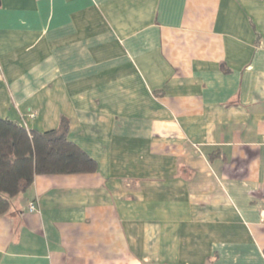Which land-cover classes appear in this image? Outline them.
I'll list each match as a JSON object with an SVG mask.
<instances>
[{"label":"crops","instance_id":"obj_1","mask_svg":"<svg viewBox=\"0 0 264 264\" xmlns=\"http://www.w3.org/2000/svg\"><path fill=\"white\" fill-rule=\"evenodd\" d=\"M0 117L96 162L11 199L0 264H264V0H0Z\"/></svg>","mask_w":264,"mask_h":264},{"label":"trees","instance_id":"obj_2","mask_svg":"<svg viewBox=\"0 0 264 264\" xmlns=\"http://www.w3.org/2000/svg\"><path fill=\"white\" fill-rule=\"evenodd\" d=\"M63 119L56 129L40 132L0 117V216L11 199L28 190L37 174L93 172L95 160L67 135Z\"/></svg>","mask_w":264,"mask_h":264},{"label":"built area","instance_id":"obj_3","mask_svg":"<svg viewBox=\"0 0 264 264\" xmlns=\"http://www.w3.org/2000/svg\"><path fill=\"white\" fill-rule=\"evenodd\" d=\"M35 115H36L35 113H31V114H30L31 117H35ZM261 145L264 146V139H263V141L261 142ZM28 208H29V210H30L31 212H33V211H37V204H36V202L31 201V202L29 203V205H28Z\"/></svg>","mask_w":264,"mask_h":264}]
</instances>
